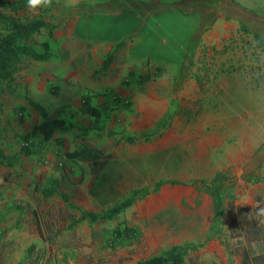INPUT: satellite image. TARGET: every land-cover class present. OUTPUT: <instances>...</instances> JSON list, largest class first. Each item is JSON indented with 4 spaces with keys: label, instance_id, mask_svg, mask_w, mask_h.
<instances>
[{
    "label": "rangeland",
    "instance_id": "obj_1",
    "mask_svg": "<svg viewBox=\"0 0 264 264\" xmlns=\"http://www.w3.org/2000/svg\"><path fill=\"white\" fill-rule=\"evenodd\" d=\"M49 1L42 7L43 15L57 24L58 30H67L72 19L69 5L73 0ZM211 1L177 0L173 3L189 8L204 3L212 15ZM145 4L144 0L140 2L142 9ZM41 13V8L31 12L32 15ZM195 23V16H184L182 21L175 16H162L155 22H148L139 40L130 37L114 48L113 63L106 73L95 76L99 78L100 86L90 95L94 106L103 113L104 126L118 134L115 140L107 135L99 137L94 131L84 133L85 130L80 128L88 123L89 117L78 112L83 97V91L78 89L61 98L62 104L69 107L71 114L64 119L71 123L72 129L49 142L37 138L32 135L33 125L41 118L25 105L30 99L28 85L24 82L26 77L18 76L5 86L0 95V150L13 159L14 164L0 166V211H5L8 219L0 223V235L4 234L0 239L1 264H35L37 261L32 251L23 261L20 260L24 255L11 242L14 236L9 239L12 231L26 219L25 211L30 209L40 211L45 221L49 219L45 212L73 211L76 210L74 207L97 211L102 216L131 197L138 198L136 204L162 190L172 197V209H178L182 197L183 205L187 204L190 212L199 210L201 205L211 203L202 201L203 194L213 200L214 215L216 205L226 213L231 200L237 205L242 204L241 197L247 195L249 184L256 183L261 177L258 172L264 165H258V160L263 153L256 155L250 165H229L235 149L240 147V139L223 136L228 127L227 123L220 125L221 109L215 100L222 91L218 84L222 76L239 75L254 90L261 87L264 82V45L245 26L232 33L230 39L234 41L241 37L237 42L226 40L213 44L201 41L192 44L190 35L195 30ZM58 30L51 38L53 41H56ZM48 39V30L36 36L39 43ZM61 44L56 41L53 50L59 51ZM190 49L194 51L190 53ZM189 54L186 75L181 72V63ZM131 56L137 64L125 70L123 65ZM33 64V60H28V68ZM177 80L179 84H172ZM125 137H134L136 142L127 143L123 140ZM83 143L104 154L100 160L84 156L72 162L86 166L99 164L98 168H91L94 200H83L85 189L91 187L84 186L88 169L81 170L82 178L76 183L63 172L59 174L63 182L59 186L62 193L68 200L75 199L73 203L77 205L66 204L61 197L57 201V198L46 196L44 191L56 186L54 182L42 181L47 174L42 165H69L65 154L80 149ZM243 146L246 147V141ZM202 181L205 185L201 184ZM161 182L164 184L154 192ZM15 203H19L22 210L17 209ZM134 205L110 220H103L113 227V247L122 232L135 237L136 231L128 227L126 216ZM225 222L228 224L227 218ZM227 232L222 242L224 251L210 249L208 241L184 246L187 250L184 264H244L245 253L238 243L237 232L232 233L230 229Z\"/></svg>",
    "mask_w": 264,
    "mask_h": 264
},
{
    "label": "crops",
    "instance_id": "obj_2",
    "mask_svg": "<svg viewBox=\"0 0 264 264\" xmlns=\"http://www.w3.org/2000/svg\"><path fill=\"white\" fill-rule=\"evenodd\" d=\"M141 1L73 0L69 5L72 16L69 28L65 31L60 29L55 35L56 41L62 43L60 50H53L55 40H44L50 41L51 44L50 59L33 60V65L29 68L27 66L14 77V81L18 76L26 77L24 82L28 85L30 99L25 105L31 107L30 101H33L44 107L50 116L61 115L62 118H66L71 113L69 107L62 104V96L65 93L69 94L71 90L75 93L78 89L83 91L84 97L93 89H97L100 81L95 76L98 77L101 72L106 73L102 71L104 63L107 57L113 54L117 44L130 37L139 40L148 22L150 20L155 22L162 16L165 18L175 16L180 21L184 16H195V30L190 35L192 44L201 41L220 44L230 40L232 33L239 27L245 26L251 29L258 41L264 45V0H212V15L204 3L189 8L187 5L173 3L177 0H144L146 4L142 9ZM192 51L194 50L190 49V53ZM189 60L190 54L181 63V72L188 71ZM136 62L131 56L123 68L127 70L137 64ZM176 83L179 84V81L172 84ZM218 84L222 91L215 104L221 109L220 125L227 123L228 127L223 136L240 139L238 141L240 147L235 149L229 165H250L255 161L256 155L262 153L258 165H264V82L258 90H254L246 85L247 82L241 76L232 75L220 77ZM83 97L78 112L81 116L89 117L88 123L84 127L80 126L85 130L84 133H87L93 118L82 111ZM34 111L38 114L36 110ZM34 136L44 140L42 135ZM245 141L246 147L243 146ZM74 151L65 154L69 165H42L47 170L42 181L54 182L55 186L59 187L63 183L59 174L63 172L64 176L76 183L82 178L81 170L88 169L89 175L85 176L84 186L91 187L89 190L85 189L83 200L93 201L91 168L92 166L94 168V165L72 163L82 159L70 160L67 154ZM258 175L261 176L260 179L249 184L251 187L247 195L241 197L242 204H236L237 206H248L254 210L260 205L257 204L259 200L261 208H264V166L259 169ZM60 187L57 194L50 195L51 199L57 198L58 201V197L62 198ZM206 196L205 194L201 196L202 201L209 200L211 203L201 205L199 210L191 212L187 204L183 205L182 197L178 209H172L170 207L172 197L163 190L138 201L132 210L126 212L128 227L135 229V237H129L122 232L115 247L112 246L114 232L111 224L84 219V211L93 212L87 210L45 212L50 221L49 219L45 221L40 211L27 210L24 214L26 219L12 231L9 239L14 236L11 242L16 244L22 256L24 255L20 260L23 261L32 251L37 260L35 264H137L166 253L174 247L204 244L212 230L215 216L211 205L213 200ZM73 200L75 199H67L65 202L63 199V202L73 204L72 206L77 205ZM251 202H255V205ZM93 213L97 214V211ZM228 213L229 206L226 213H223L224 218L228 217ZM48 214H51V217ZM228 229L232 231L229 225L224 226L222 230L214 231L213 238L208 241L210 249L225 250L222 242L225 241L223 236L228 234ZM263 232L264 217L260 242L264 251ZM241 240L245 253L249 255L250 264H254V256L249 251L248 241L244 237ZM252 246L259 254L258 244L254 242ZM125 258L133 260L127 261Z\"/></svg>",
    "mask_w": 264,
    "mask_h": 264
},
{
    "label": "trees",
    "instance_id": "obj_3",
    "mask_svg": "<svg viewBox=\"0 0 264 264\" xmlns=\"http://www.w3.org/2000/svg\"><path fill=\"white\" fill-rule=\"evenodd\" d=\"M50 3L47 0L46 4L37 6L41 8V15H32L33 9L29 8L28 0H0V95L3 94L4 88L14 81V77L21 70L28 66V59L36 61H47L51 57L50 41H43L39 43L36 36L40 35L44 30L49 31V38H53L54 33L58 30V25L52 22L49 18L43 15L42 7ZM35 8V9H36ZM114 61L113 54L109 55L104 63L102 71L107 72L110 64ZM31 107L41 116V121L33 126L34 135H42L45 141L51 140L57 134H64L72 129L71 123L60 116H50L44 107L40 104L30 101ZM82 111L90 115L93 119L90 122L88 131H94L99 137L107 135L109 138L115 140L118 134L113 130H107L103 124V115L101 111L94 106L93 98L90 94L83 97ZM127 143L134 144L136 138L125 137L123 139ZM116 143L120 141H115ZM70 160L83 158L84 156H92L100 160L104 154L99 149H92L88 145L83 144L80 149L67 154ZM11 160L0 150V166H12ZM98 163H94V167L98 168ZM164 183H159L154 192L158 191ZM176 184V182H170ZM205 185V182H201ZM59 187L48 189L44 191L46 196L57 194ZM60 194V193H59ZM146 193L144 196H146ZM62 198L67 202L66 196L61 193ZM138 200L137 197H131L120 205L113 208L107 215H98L93 212H83V218L89 219L92 222L103 221L105 219H112L118 213L132 207ZM254 210L248 206H237L235 201L228 203V224L225 222L223 209L216 205L215 216L212 224V230L208 234L206 241L213 238V233L216 230H222L224 226L229 225L232 233L235 231L238 234V243L243 246L242 237H244L250 247V253L254 256V264H264V251L261 248V233L262 221L264 216H258L257 211L261 208V203ZM14 206L22 210L19 203ZM76 210H80L74 207ZM5 211H0V223L7 221ZM4 235L3 233H1ZM0 235V239L2 237ZM258 244V251L252 246L253 243ZM245 253V249H243ZM187 254L185 247H174L170 251L153 256L146 261L137 264H184V257ZM244 264H250L249 255L244 254Z\"/></svg>",
    "mask_w": 264,
    "mask_h": 264
},
{
    "label": "clouds",
    "instance_id": "obj_4",
    "mask_svg": "<svg viewBox=\"0 0 264 264\" xmlns=\"http://www.w3.org/2000/svg\"><path fill=\"white\" fill-rule=\"evenodd\" d=\"M47 0H28V6L31 9H35L37 6L46 4ZM258 216H264V208H259L257 211Z\"/></svg>",
    "mask_w": 264,
    "mask_h": 264
},
{
    "label": "built area",
    "instance_id": "obj_5",
    "mask_svg": "<svg viewBox=\"0 0 264 264\" xmlns=\"http://www.w3.org/2000/svg\"><path fill=\"white\" fill-rule=\"evenodd\" d=\"M242 38H243V36H242ZM230 40H232V39H230ZM237 41H239V40H241V37L240 36H238V39H236ZM233 42H237V41H234V39L232 40Z\"/></svg>",
    "mask_w": 264,
    "mask_h": 264
}]
</instances>
